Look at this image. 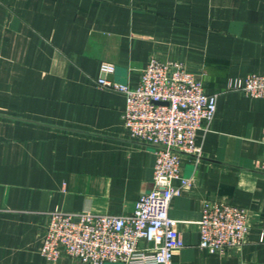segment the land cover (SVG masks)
Instances as JSON below:
<instances>
[{
	"label": "crops",
	"instance_id": "obj_1",
	"mask_svg": "<svg viewBox=\"0 0 264 264\" xmlns=\"http://www.w3.org/2000/svg\"><path fill=\"white\" fill-rule=\"evenodd\" d=\"M154 56L217 94L199 157L182 154L191 183L169 209L184 243L172 264L264 263V98L229 88L264 73V0H0V264H48L55 209L129 214L152 189L155 146L130 138L124 95L97 80L108 62V80L135 85ZM216 200L249 214L246 241L224 254L198 247Z\"/></svg>",
	"mask_w": 264,
	"mask_h": 264
},
{
	"label": "built area",
	"instance_id": "obj_2",
	"mask_svg": "<svg viewBox=\"0 0 264 264\" xmlns=\"http://www.w3.org/2000/svg\"><path fill=\"white\" fill-rule=\"evenodd\" d=\"M114 68L102 62L103 76L97 83L124 95L122 122L130 138L155 146L153 187L139 196L129 214L49 212L39 250L48 264H172L174 252L184 244L169 209L172 199L191 183L182 175V154L199 157L197 132L208 129L214 119L217 94L207 93L180 60L152 57L135 85L108 80L105 75ZM229 88L264 98V73H249ZM257 167L264 170V155ZM175 180L179 183L174 184ZM248 217L243 207L205 201L197 222L198 247L218 254L241 247L247 238ZM141 241L150 246H141Z\"/></svg>",
	"mask_w": 264,
	"mask_h": 264
}]
</instances>
